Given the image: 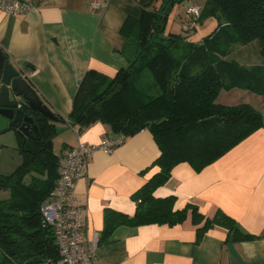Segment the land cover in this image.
<instances>
[{
  "label": "trees",
  "instance_id": "16d2710c",
  "mask_svg": "<svg viewBox=\"0 0 264 264\" xmlns=\"http://www.w3.org/2000/svg\"><path fill=\"white\" fill-rule=\"evenodd\" d=\"M152 0L139 16L127 15L120 28L126 39L128 64L109 76L89 69L81 79L68 116L79 132L96 121L110 125L126 137L149 129L160 155L151 167L158 171L132 194L134 215L111 208L104 213L99 243L110 241L121 226L192 222L199 238L214 226L228 229L233 241H251L258 235L245 231L223 210L206 217L195 205L176 209V196L156 197L155 190L171 177L173 168L188 162L202 171L256 130L263 127V114L249 103L223 104L222 91L242 89L264 96V64L247 65L228 56L236 44L257 41L264 57V0H204L199 24L207 18L217 28L199 43L169 30L170 17L188 0ZM193 3H188L190 5ZM186 5V6H187ZM180 15V12H179ZM182 27L189 21L187 13ZM153 77V87L140 85L143 73ZM34 118L30 135L18 129L22 163L10 174L0 173V264H56L60 258L54 230L43 223L41 203L59 178L60 156L54 151L57 123L65 119L52 110L54 119L23 104ZM150 167V168H151Z\"/></svg>",
  "mask_w": 264,
  "mask_h": 264
},
{
  "label": "crops",
  "instance_id": "0c3cea01",
  "mask_svg": "<svg viewBox=\"0 0 264 264\" xmlns=\"http://www.w3.org/2000/svg\"><path fill=\"white\" fill-rule=\"evenodd\" d=\"M151 1L57 0L27 14H9L0 9V51L19 70H34L28 82L43 102L65 119L57 123V155L75 146L79 138L95 144L122 135L113 132L109 124L96 121L78 137L74 130L78 126H72L68 116L87 70L114 76L128 64L126 39L120 28L127 15L139 16ZM161 2L153 4L158 7ZM175 10L169 30L185 36L182 22L186 15ZM217 26L215 18H207L186 39L199 43ZM218 101L252 104L263 114V127L202 171H196L188 162L179 163L154 194L175 195L176 209L195 205L206 217H213L221 209L245 231L259 237L236 242L227 228L214 226L199 238L198 227L204 222L195 225L189 208L181 223L121 225L109 242L99 243L105 210L134 215L137 204L132 194L158 171L151 165L160 155L159 146L151 131L143 129L124 136L112 152L100 149L93 153L77 183L75 195L84 209L87 238L92 241L98 235L97 252L104 263L264 264V96L233 89L222 91Z\"/></svg>",
  "mask_w": 264,
  "mask_h": 264
},
{
  "label": "built area",
  "instance_id": "2783aa9c",
  "mask_svg": "<svg viewBox=\"0 0 264 264\" xmlns=\"http://www.w3.org/2000/svg\"><path fill=\"white\" fill-rule=\"evenodd\" d=\"M57 0H0V9L9 14H27L45 4ZM189 21L184 25L190 31L199 25L201 5L186 6ZM20 73L27 81L34 70L22 68ZM79 137V128L74 129ZM124 135L118 139H105L90 144L80 138L75 146L62 153L59 161V178L49 195L41 203L43 223L54 230L60 258L56 264H106L97 252L98 235L89 241L83 222V207L77 202L75 191L77 183L85 174L88 160L97 150L112 152L124 141ZM41 264H53L50 261Z\"/></svg>",
  "mask_w": 264,
  "mask_h": 264
},
{
  "label": "water",
  "instance_id": "95a60500",
  "mask_svg": "<svg viewBox=\"0 0 264 264\" xmlns=\"http://www.w3.org/2000/svg\"><path fill=\"white\" fill-rule=\"evenodd\" d=\"M23 104L51 119L55 117L20 70L0 51V133L12 128L30 135L31 128H36L34 118L25 111Z\"/></svg>",
  "mask_w": 264,
  "mask_h": 264
},
{
  "label": "rangeland",
  "instance_id": "374dc122",
  "mask_svg": "<svg viewBox=\"0 0 264 264\" xmlns=\"http://www.w3.org/2000/svg\"><path fill=\"white\" fill-rule=\"evenodd\" d=\"M194 2L202 4L204 0H188L187 2L179 5L178 12L186 14V5ZM195 29L196 28L190 31H185V33L187 35H191ZM228 58L236 59L240 63L247 65L264 64V57L260 54L259 44L257 41L246 45H234ZM153 83L152 74L146 70L140 80V85L144 88H152ZM232 93L237 92L233 91ZM249 93L251 94L252 92ZM56 150L57 152L60 151L58 146L56 147ZM22 160L23 157L19 150V142L16 132L14 130H8L0 133V173L5 175L12 173L22 163ZM8 195V191L0 190V198H5ZM2 257L3 254L0 251V260Z\"/></svg>",
  "mask_w": 264,
  "mask_h": 264
}]
</instances>
